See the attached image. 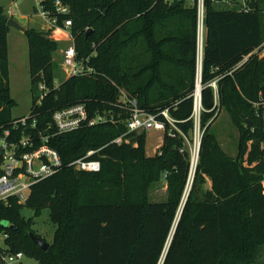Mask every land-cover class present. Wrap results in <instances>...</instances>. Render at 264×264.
Returning <instances> with one entry per match:
<instances>
[{
    "label": "trees",
    "instance_id": "16d2710c",
    "mask_svg": "<svg viewBox=\"0 0 264 264\" xmlns=\"http://www.w3.org/2000/svg\"><path fill=\"white\" fill-rule=\"evenodd\" d=\"M56 1L69 7L59 24L72 20L79 59L88 60L94 73L56 86L57 43L38 31L25 32L32 92L41 84L49 90L41 105L33 95L27 134L34 149L41 146L40 133L54 131L52 117L59 109L82 103L90 118L109 113L115 122L50 139L64 166L33 185L26 203H0V235L7 246L1 249L22 252L40 264H264V133L251 104L264 93V57L251 55L264 41V0H203L204 137L183 208L191 173L199 0H39V6L55 18ZM8 20L0 7V128L15 121ZM246 57L233 76H225ZM214 81L218 96L209 86ZM122 92L165 122L154 156L146 155L147 133L128 134ZM221 109L238 126L246 111L254 124L253 135L241 127L245 168L225 156L212 133ZM119 137L122 145L113 143ZM90 151L95 152L90 159L101 163L100 172L69 166ZM159 183L166 184V199L152 201L151 190ZM24 208L49 211L55 234L47 251L32 241L30 233L36 232L23 218Z\"/></svg>",
    "mask_w": 264,
    "mask_h": 264
},
{
    "label": "built area",
    "instance_id": "2783aa9c",
    "mask_svg": "<svg viewBox=\"0 0 264 264\" xmlns=\"http://www.w3.org/2000/svg\"><path fill=\"white\" fill-rule=\"evenodd\" d=\"M41 17L46 22L48 31H59L67 35L69 45L64 49L63 55V68L65 71V79L70 77L87 76L94 73V69L90 66L89 61L79 59L76 49L75 39L71 33L73 25L72 20L65 19L63 24H59V18L65 17L70 13L68 6H65L60 1L55 3V18H52L50 13L44 12L41 8ZM246 11H252L251 8L246 7ZM204 2L199 0L197 7L198 26H197V86L194 94V112L192 118L194 120L193 143L190 146L191 152V173L185 187V192L182 198V207H184L188 197L191 193L194 176L198 164V154L201 148L202 140L204 137V130L201 128V94L198 89L202 88L201 80L203 75V53H204ZM257 55L260 58L264 57V41L263 43L251 54ZM250 55V56H251ZM246 57L231 71L225 73V76H233L247 61ZM63 82V81H62ZM218 81L212 82L209 86L213 88L215 96H218ZM56 86L61 84L55 81ZM200 87V88H199ZM203 89V88H202ZM40 96L38 104L41 105L46 96L49 94L45 84L38 87ZM125 108L129 111V116L125 121V125L130 133H162L166 131V124L158 118V116L148 114L138 107L135 100H131L127 95L122 92L120 97ZM255 115L263 125L264 133V93L259 95V98L252 102ZM161 115L174 127L173 120L170 118L168 111H163ZM27 121L28 118L16 119L12 123L11 128H0V203L5 206L9 205L10 200H16L18 204H24L28 200L31 189L36 183L54 176L64 166L59 153L49 146L52 137L71 133L83 128L95 127L97 125L114 123L115 117L113 114H100L93 118L88 116L85 104H76L54 112L52 117V124L54 131L51 135H44L40 133L39 139L41 146L34 149V142L27 134ZM36 127L34 122L31 128ZM115 144L122 145L123 137L114 140ZM264 151V139L261 144ZM94 151H90L87 155L77 161L69 164L70 167L75 169L89 172L98 173L101 171V163L96 160H91L90 157L94 155ZM264 184V178L262 180ZM6 236H4V240ZM24 253L11 252L2 250L0 248V263L1 264H21L24 260Z\"/></svg>",
    "mask_w": 264,
    "mask_h": 264
},
{
    "label": "rangeland",
    "instance_id": "374dc122",
    "mask_svg": "<svg viewBox=\"0 0 264 264\" xmlns=\"http://www.w3.org/2000/svg\"><path fill=\"white\" fill-rule=\"evenodd\" d=\"M233 1L242 2L243 0ZM187 5L189 7H193L190 2ZM229 6V8L234 9V5ZM0 7L3 9L4 13L8 15L9 19L16 21L20 26L25 28L26 31H38L41 34L48 35V37L57 43V49L53 55V69L55 80L60 84V82H62L66 77L62 63L64 49L69 45V41L65 39L66 36L56 34L54 32H47V24L41 17L39 0H0ZM8 50L10 93L12 100H14V105L11 111L12 119L16 120L28 118L33 105V95L37 99L40 96V92L38 90H34L32 92L29 65V42L24 32L10 28L8 35ZM219 112V117L212 127V133L225 156H227L228 159L235 164V166L239 165L241 168H245L247 167L246 155L240 158V143L243 142L241 127L250 131L253 135L254 124L246 111H243L241 115L243 122H239L241 123L239 126L234 122L230 114L225 109H221ZM162 140V133H147L146 155L154 156L161 146ZM250 142L251 141H248L247 143L250 144ZM200 155L201 148L199 150L198 158H200ZM236 168L237 167H235V170ZM237 176L240 179V174L238 172ZM209 186L210 183L208 182L207 186H203V189H206ZM166 190V184L159 183L158 186L152 188L151 190V200H165L167 194ZM23 218L27 224L30 222L33 224V230L37 234L41 235L47 243L52 242V238L55 234V226L50 219L48 210L42 209L41 211H37V209L34 208H24ZM3 223L6 226H10V222L8 221H4ZM0 248L7 249V246L4 243V235H0ZM262 260H264V258ZM21 264L40 263L34 257L25 256Z\"/></svg>",
    "mask_w": 264,
    "mask_h": 264
},
{
    "label": "water",
    "instance_id": "95a60500",
    "mask_svg": "<svg viewBox=\"0 0 264 264\" xmlns=\"http://www.w3.org/2000/svg\"><path fill=\"white\" fill-rule=\"evenodd\" d=\"M7 26L9 28H14V29H17V30L22 31L24 33L26 32L25 28H23L22 26H20L13 19H9L8 20ZM90 32H92V31L89 30L88 33H87V36L90 34ZM198 91H199L198 93L202 94V88L198 89ZM249 128H250V125H249ZM30 237H31L32 241L34 243H36L42 250L47 251L50 248V244L47 243L43 238L38 237V236L34 235L33 233H30Z\"/></svg>",
    "mask_w": 264,
    "mask_h": 264
},
{
    "label": "crops",
    "instance_id": "0c3cea01",
    "mask_svg": "<svg viewBox=\"0 0 264 264\" xmlns=\"http://www.w3.org/2000/svg\"><path fill=\"white\" fill-rule=\"evenodd\" d=\"M46 29H48L47 26H46ZM47 32H54V33H56V34H61V35H63V36H66L65 39L67 38V35H66L65 33H62V32H59V31H47ZM66 40H67V39H66ZM66 42H68V41H66ZM52 239H53V238H52Z\"/></svg>",
    "mask_w": 264,
    "mask_h": 264
}]
</instances>
